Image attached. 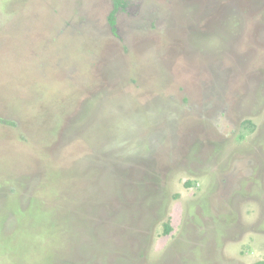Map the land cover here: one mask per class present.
Returning a JSON list of instances; mask_svg holds the SVG:
<instances>
[{
    "label": "rangeland",
    "instance_id": "1",
    "mask_svg": "<svg viewBox=\"0 0 264 264\" xmlns=\"http://www.w3.org/2000/svg\"><path fill=\"white\" fill-rule=\"evenodd\" d=\"M122 1L0 0V264L264 262V0Z\"/></svg>",
    "mask_w": 264,
    "mask_h": 264
},
{
    "label": "trees",
    "instance_id": "2",
    "mask_svg": "<svg viewBox=\"0 0 264 264\" xmlns=\"http://www.w3.org/2000/svg\"><path fill=\"white\" fill-rule=\"evenodd\" d=\"M125 5H126V1L124 3L122 0H113V8L115 10H117V9L122 10ZM115 10H113V13H115ZM113 18H114V14H112L111 17L109 18L112 27L114 26V21H113L114 19ZM113 30L115 31L114 28H113ZM98 144H100V143H98ZM97 149L103 150V147L97 146ZM103 155H105L108 158L109 153L108 152H105ZM198 159L202 160L201 158H198ZM203 162H205V161L203 160ZM191 184L192 183H191L190 180H188L186 182V186H189ZM171 229L172 228H171V226H170L169 223H165L164 224V234L169 233L171 231ZM255 264H264V262L263 261H259V262H256Z\"/></svg>",
    "mask_w": 264,
    "mask_h": 264
}]
</instances>
